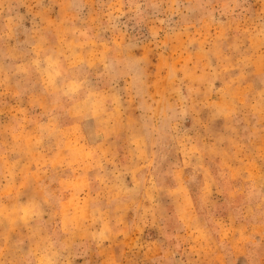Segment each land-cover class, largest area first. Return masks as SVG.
Returning <instances> with one entry per match:
<instances>
[{
	"label": "rangeland",
	"instance_id": "1",
	"mask_svg": "<svg viewBox=\"0 0 264 264\" xmlns=\"http://www.w3.org/2000/svg\"><path fill=\"white\" fill-rule=\"evenodd\" d=\"M0 264H264V0H0Z\"/></svg>",
	"mask_w": 264,
	"mask_h": 264
}]
</instances>
